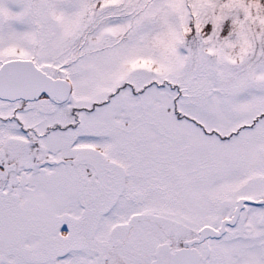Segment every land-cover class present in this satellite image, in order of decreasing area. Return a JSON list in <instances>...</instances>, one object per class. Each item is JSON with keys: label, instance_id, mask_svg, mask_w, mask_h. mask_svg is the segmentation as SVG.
Here are the masks:
<instances>
[{"label": "snow or ice", "instance_id": "snow-or-ice-1", "mask_svg": "<svg viewBox=\"0 0 264 264\" xmlns=\"http://www.w3.org/2000/svg\"><path fill=\"white\" fill-rule=\"evenodd\" d=\"M0 264H264V0H0Z\"/></svg>", "mask_w": 264, "mask_h": 264}]
</instances>
